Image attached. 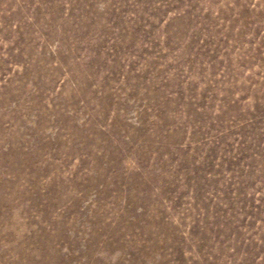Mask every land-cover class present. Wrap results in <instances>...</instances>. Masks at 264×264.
Listing matches in <instances>:
<instances>
[{"label":"rangeland","instance_id":"obj_1","mask_svg":"<svg viewBox=\"0 0 264 264\" xmlns=\"http://www.w3.org/2000/svg\"><path fill=\"white\" fill-rule=\"evenodd\" d=\"M0 264H264V0H0Z\"/></svg>","mask_w":264,"mask_h":264}]
</instances>
